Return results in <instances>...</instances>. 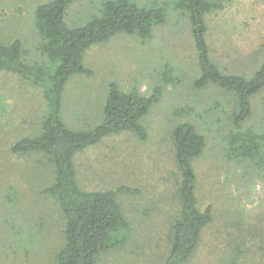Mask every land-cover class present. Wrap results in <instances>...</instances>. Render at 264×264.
Returning <instances> with one entry per match:
<instances>
[{"label":"rangeland","instance_id":"rangeland-1","mask_svg":"<svg viewBox=\"0 0 264 264\" xmlns=\"http://www.w3.org/2000/svg\"><path fill=\"white\" fill-rule=\"evenodd\" d=\"M46 1L0 0V39L19 40L26 61H42L33 13ZM104 1L73 0L66 23L85 24L100 15ZM136 1L165 8V22L147 39L117 34L92 46L83 59L90 74L71 77L63 94L65 123L85 130L100 122L109 83L144 96L161 89L142 119L145 141L115 134L74 158L82 189L139 191L118 199L131 241L102 255L99 264H161L168 255L170 227L180 211L172 131L183 123L204 137L203 152L191 164L198 209L212 213L186 264H264V88L251 99V116L235 127L232 95L212 84L194 85L199 68L187 14L174 9L173 0ZM220 1L221 9L204 16L211 57L223 73L249 78L264 61V0ZM45 111L38 89L0 72V264H55L65 242L61 210L43 194L53 181L51 167L40 154L12 152L18 140L39 133ZM245 132L255 135L258 160L232 154L230 137Z\"/></svg>","mask_w":264,"mask_h":264},{"label":"trees","instance_id":"trees-1","mask_svg":"<svg viewBox=\"0 0 264 264\" xmlns=\"http://www.w3.org/2000/svg\"><path fill=\"white\" fill-rule=\"evenodd\" d=\"M72 1L47 0L35 7L33 17L41 62L26 61L19 40L8 43L0 39V72L16 75L38 89L45 102L39 133L18 140L12 152L40 154L52 169L53 181L43 194L52 197L61 210L65 241L55 256V264H99L102 255L119 251L131 241V229L118 199L121 194L137 195L139 191L127 187L109 191L82 189L76 178L74 158L115 134L131 133L139 141H145L147 133L142 119L158 101L161 89L144 96L136 91L122 92L115 82L109 83L100 122L85 130L73 129L65 123L64 90L71 77L90 74L83 59L92 46L105 43L117 34L147 39L154 27L165 22L166 10L136 0H106L101 4L100 15L83 25L69 26L66 11ZM173 8L185 12L191 23L199 68L194 85L203 88L212 84L228 91L234 105L231 120L235 127H240L251 116L252 97L264 88V61L249 78L223 73L211 57L204 19L206 14L222 8L221 1L173 0ZM172 141L180 211L171 224L170 248L161 264H186L200 243L202 230L212 220L210 207L204 211L198 209L196 177L191 164L202 154L205 141L188 123L173 129ZM229 144L238 159L255 161L261 156L253 133L233 134Z\"/></svg>","mask_w":264,"mask_h":264}]
</instances>
